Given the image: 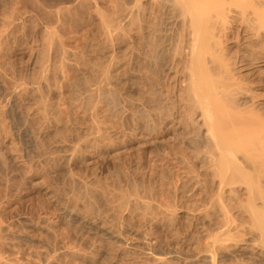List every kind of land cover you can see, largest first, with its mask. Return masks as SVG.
I'll list each match as a JSON object with an SVG mask.
<instances>
[{
    "label": "rangeland",
    "instance_id": "1",
    "mask_svg": "<svg viewBox=\"0 0 264 264\" xmlns=\"http://www.w3.org/2000/svg\"><path fill=\"white\" fill-rule=\"evenodd\" d=\"M156 3L0 0V30H7L0 39V264H192L193 259L205 264L204 213L210 196L217 194V183L207 175L203 152L187 145L188 137L195 135L181 134L184 126L193 132V123H201V116L192 118L186 109H179L184 108L177 95L180 69L186 62V56H178L176 50L181 25ZM233 21L223 39L228 58L244 51L245 32ZM44 29L54 34L53 41L45 39ZM182 45L186 53V44ZM63 49L72 56L61 64ZM41 63L42 67L47 64L43 78L49 88L33 95L16 91L21 83L40 86ZM101 69L110 75L102 82V90L84 98L76 90L95 83ZM263 69L254 64L246 71L238 70L236 77L241 75L239 81H246L251 92L263 93L254 85L264 81ZM39 100L46 103L43 113L58 126L52 129L43 120H35L33 127L40 135L36 142L19 112L33 108ZM258 102L264 104L257 99L255 106ZM90 131L101 135L100 141L88 144L87 153L76 154L69 165L62 164V151L47 161L38 156L43 147L52 148L58 140L86 138ZM73 168L75 176L88 181L90 204L78 192L76 198L70 195L69 183L67 191L62 186ZM111 188L122 190L131 200V204L129 199L122 200L130 204L125 206L129 212L120 207L121 200L112 198ZM228 191L235 202L245 198L244 186L232 195ZM50 193L58 194L80 218L60 219L59 205ZM137 201L148 202L152 208ZM136 206L146 209L145 219L139 215V220L143 209L138 211ZM124 225L140 234H125ZM108 231H117L119 238L111 239ZM230 247L232 257H218L216 264H264V257L249 255L243 244L230 243Z\"/></svg>",
    "mask_w": 264,
    "mask_h": 264
},
{
    "label": "bare ground",
    "instance_id": "2",
    "mask_svg": "<svg viewBox=\"0 0 264 264\" xmlns=\"http://www.w3.org/2000/svg\"><path fill=\"white\" fill-rule=\"evenodd\" d=\"M155 2H157L156 5L159 4L158 6L160 8L164 7L167 9V11H169L168 12L169 16H171L168 17L169 19L173 18L175 22H179L181 25V30L179 33L180 43L176 44L178 45L176 50L178 56L181 57L182 55L186 56V62L184 65L182 64L183 67L181 66L182 68L180 69L181 82H179L180 83L179 85L181 86L180 88H178L180 93L178 94L177 92V95H179L180 97L179 99L184 103V106L182 105L184 108L181 107L179 109L182 110L186 109L187 111L186 114H188L187 116L190 117L194 115L201 116L200 117L201 123L197 122L198 124L196 125H194L193 123V126H196L193 132H191L192 129L189 132L187 130V127L184 128L185 127L184 126L183 127L184 130L181 134L191 135V136L195 135L192 138L188 137L187 145L191 149H195L193 151L203 152L204 154L203 156H205L204 158L206 161L205 169L207 175H209L212 179L216 180L217 183V190H218L216 192L217 194L216 195L214 194L213 197L210 196L211 203H209L210 205H208L209 207L207 209L208 211L207 212L205 211L206 214L204 213L205 215L204 218L206 220L205 222L206 228L204 229V231H206L207 233L205 234L207 235L206 239L208 240L206 245L207 253H205L206 256L204 255L205 256L204 259L207 262V263L205 262V264H216L215 261L216 258L218 257L220 258H222L223 256L232 257V255H230V252L233 251L232 248L233 246L231 244L232 247H230V243H234L236 244V246L238 244H243L245 248L248 249L249 255L251 253V256L253 257L254 255L264 257V104L258 102V105L255 106L256 104L255 100L256 101L257 99L264 100V92L257 93L258 91L257 92L254 91L257 94L251 92L252 90L248 88L249 86H246L248 84L244 85L246 81L243 83L239 81L241 79V78L238 79L239 76H241L239 75L240 73L238 74L239 75L238 78L236 77V73L238 70L246 71L247 69H250L254 64H258V63L264 66V0H157V1L155 0ZM230 19L240 23L242 30H244L245 32L244 33L245 35L242 39L244 51H242L240 54H237L235 56L232 54L234 56L233 58H228L226 56V52L224 53L225 46L223 47V45H225L223 44V42L226 39L227 31H229L228 29H230L229 28ZM169 25L172 24L169 23ZM6 31H7L6 29L0 30V39L4 36ZM43 34L45 35V39L50 42L53 41V38L55 37L51 31L46 29H44ZM107 37L109 36L107 35ZM182 42L186 44L185 46L186 53L184 51V47H183L184 45H182ZM60 55H61L60 57L61 64L65 63V61L70 59V57L72 56L70 51L68 50L66 51L64 49L62 50V54ZM43 67L41 63L40 78L38 79L39 82L37 81L40 86L24 85L23 87L21 83L15 86V90L16 91L22 90L25 93H30L31 95H33L36 94L40 88H46V87L49 88L48 85L49 83H47L48 81L46 82V80H44L43 78L44 74H46L48 70ZM93 70H90V72L91 71L94 72ZM101 70L102 71L100 70L97 71L100 77L98 76L97 78L98 80H96L95 83L93 82L94 84L93 83L92 85L88 84L85 87L82 86L83 88H80L81 90L80 89L76 90L75 88H77V86L73 89L79 91L80 95L84 96V98L85 96L89 98L90 96H93L92 94L94 92L97 91L99 92L100 90H102V86H103L102 84L104 83L103 81H106L108 79L106 77L108 73L106 72L105 69H101ZM94 73L97 75L96 72ZM254 85L255 87H258L260 91H264L263 80L262 82H260L259 80V83H256ZM41 90L39 91L41 92ZM9 92L12 93L11 91ZM35 103L36 104L34 105L33 108L31 109L28 108L29 111L27 109H24L21 110L19 113H21L22 120H24V124L27 126L28 130L30 131V134L33 135L31 137H33L34 141L37 142V139L40 138H37V135H39V132L36 131L37 128L35 129L33 127V123L35 120L37 119H41L39 121L43 120V122L47 124L49 128L52 129L57 127L58 125L53 126L51 121L52 116L50 115L49 117L48 114H45V112L43 113V109L41 108L42 106L44 107L46 103H44L43 105L42 100H39V102H35ZM180 120L182 121V119ZM188 120L186 121L188 122ZM184 122H182V124ZM188 125H190V123ZM100 136L101 135H97L95 131H90L86 136V138L71 139L70 141H66V142L62 140H58L55 143L53 142L54 143L52 144L54 145L53 147L52 145H50L52 148L48 147V149L47 148L44 149L43 147L42 149H40L38 156L47 161L48 159L51 158L52 154L62 151L63 154V156L61 155L63 162L62 164L69 165L71 158L73 156H76V154L79 153H83V155H85V153H87L86 150L88 148V144L91 145L93 144L91 142H97ZM72 170H74V168L70 169V174L66 175L63 178L64 182L62 186H64V189L66 188L65 190L67 191L69 189L67 188V186L65 187V185L66 183H69L70 185L69 187H71L70 189L72 191L71 192L72 194L70 195H74L73 197L76 198L75 193L78 192L77 196L81 194L82 200H85V203H88V200L90 199L88 197L87 192L91 191V190L88 191L89 189L88 188L89 185L87 183L88 181H86L85 178L82 176L81 177L75 176V173ZM207 175L205 177H207ZM242 186H244L245 188V191H243L245 192L244 199L235 202L234 201L236 200L235 198L227 196L228 190L230 191V194L231 193L233 194L234 189H238L239 187ZM57 187L60 188L61 186H57ZM114 188L110 189V195L112 196V198H115L114 200H117L118 202L121 200V203L119 202L120 207L124 206L125 208V206L127 205L129 206L131 204L130 202L131 200L125 197L126 195L123 194L124 192L122 190L120 189L117 190ZM64 189L62 188L61 190ZM55 193L59 194L60 192H58L57 190V192ZM58 194L56 195L50 193L51 197L54 198L59 205V218L64 219L67 216H70L71 218H80L78 214L75 211H73L67 203H64L65 201L61 200V197L58 196ZM69 197L72 198V196ZM236 197H240V196L237 195ZM74 198H72V201L74 200ZM80 199H78L77 197V199L75 200H80ZM122 200L124 201L128 200L130 204L128 202H127L128 204H126ZM137 200L139 199L137 198ZM137 202H138L137 205L143 203L144 204L143 207L147 209L145 204H147L148 202H140V201ZM122 203H125V205H123ZM147 206L151 207L152 205L150 206L149 203L147 204ZM122 208H121L122 210L121 214L123 213ZM127 208L130 209V207ZM145 208H142L140 206V208L138 209L136 206V210L138 211L143 209V211L141 210V212L138 214V216L140 215L141 217H144L143 219H145L146 217L142 213V212H144V214L146 213ZM124 211H127L126 208L124 209ZM140 216H139V220L141 218ZM113 221L114 219L112 220V222ZM115 227H117V225H115ZM135 231L133 228L131 230L130 228L126 227L125 234L127 235L137 234V232ZM116 233L118 232L116 231ZM116 233L112 231H108V235L110 236L111 239L119 238L120 235L118 236V234ZM120 233L121 232H119V234ZM138 234H140L139 231ZM245 248L242 247L241 249H245ZM70 249L71 247L69 248V251ZM72 251L73 249L71 250V252ZM244 251L247 252L246 249ZM195 260L196 259L191 260L192 264L198 261ZM158 261L161 262L160 260ZM244 264H250V263H244Z\"/></svg>",
    "mask_w": 264,
    "mask_h": 264
}]
</instances>
